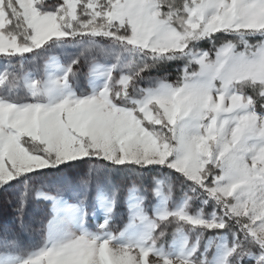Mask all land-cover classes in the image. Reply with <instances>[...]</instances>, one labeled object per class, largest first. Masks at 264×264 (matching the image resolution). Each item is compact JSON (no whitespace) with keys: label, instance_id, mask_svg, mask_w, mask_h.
Wrapping results in <instances>:
<instances>
[{"label":"snow or ice","instance_id":"6c2138e0","mask_svg":"<svg viewBox=\"0 0 264 264\" xmlns=\"http://www.w3.org/2000/svg\"><path fill=\"white\" fill-rule=\"evenodd\" d=\"M6 209L0 264H264V0H0Z\"/></svg>","mask_w":264,"mask_h":264},{"label":"trees","instance_id":"16d2710c","mask_svg":"<svg viewBox=\"0 0 264 264\" xmlns=\"http://www.w3.org/2000/svg\"><path fill=\"white\" fill-rule=\"evenodd\" d=\"M179 67H182V65H180V64H177V63H170L169 65H167L166 67H165V69H164V71H166L168 74H169V77H170V79L171 80H175L176 78H177V75H178V73H177V71H176V69L177 68H179ZM116 176V175H115ZM114 177V176H113ZM112 177V178H113ZM111 178V179H112ZM138 179V178H137ZM139 180V179H138ZM178 193H179V191H178ZM39 204H37V203H35V202H33L32 204H31V206L29 207V212L31 211V214H34L33 216H31V217H39L41 214H42V211H39L38 209H39V206H38ZM12 211H14V209H6L5 210V217L6 218H8L9 216V214L12 212ZM3 217V216H2ZM2 217H0V223H3L4 222V220L2 219Z\"/></svg>","mask_w":264,"mask_h":264},{"label":"rangeland","instance_id":"374dc122","mask_svg":"<svg viewBox=\"0 0 264 264\" xmlns=\"http://www.w3.org/2000/svg\"><path fill=\"white\" fill-rule=\"evenodd\" d=\"M83 83H86V81H84ZM137 179V178H136ZM112 181L115 183V184H118V185H128L129 184V181L128 180H126L125 178H124V176L123 175H116V176H114L113 178H112ZM137 184L139 185V180L137 179ZM176 195L178 196L179 195V193H178V189H177V192H176ZM39 206V211H45L46 210V206L45 205H43V204H39L38 205ZM119 211L121 212V213H124L125 211H126V205H121V207H120V209H119ZM206 211H211V209H206ZM6 215V214H5ZM5 215L2 217V219L4 220V222H6L7 220H9V219H11V215L9 214L8 216V218H6L5 217ZM29 215H31V216H33L34 214H31V211L29 212ZM1 222V221H0ZM37 240L39 239V236H36L35 237Z\"/></svg>","mask_w":264,"mask_h":264}]
</instances>
